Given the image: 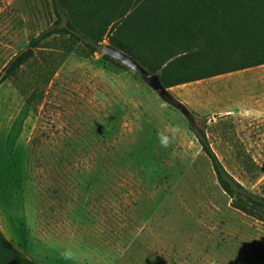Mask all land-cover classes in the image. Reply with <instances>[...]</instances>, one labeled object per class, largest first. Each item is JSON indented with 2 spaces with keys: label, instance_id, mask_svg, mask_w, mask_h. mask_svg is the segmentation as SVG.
I'll list each match as a JSON object with an SVG mask.
<instances>
[{
  "label": "rangeland",
  "instance_id": "rangeland-1",
  "mask_svg": "<svg viewBox=\"0 0 264 264\" xmlns=\"http://www.w3.org/2000/svg\"><path fill=\"white\" fill-rule=\"evenodd\" d=\"M56 18L52 0H0V76ZM82 38L44 39L0 82L9 243L37 264H264V221L224 191L196 135L264 194V64L170 87L184 114L102 53L108 36L96 50Z\"/></svg>",
  "mask_w": 264,
  "mask_h": 264
},
{
  "label": "trees",
  "instance_id": "trees-1",
  "mask_svg": "<svg viewBox=\"0 0 264 264\" xmlns=\"http://www.w3.org/2000/svg\"><path fill=\"white\" fill-rule=\"evenodd\" d=\"M52 3L56 20L4 66L0 82L31 59L44 39L66 33L83 37L94 50L108 36L111 45L133 56L149 71L158 72L167 88L264 64V0ZM196 135L224 191L241 211L264 221V194L249 190L228 172L205 130L199 128ZM0 264L37 263L12 246L0 229Z\"/></svg>",
  "mask_w": 264,
  "mask_h": 264
},
{
  "label": "water",
  "instance_id": "water-1",
  "mask_svg": "<svg viewBox=\"0 0 264 264\" xmlns=\"http://www.w3.org/2000/svg\"><path fill=\"white\" fill-rule=\"evenodd\" d=\"M102 53L115 59L121 64L132 69L144 82H146L166 103L178 108L184 114H188V109L185 104L177 99L172 92L161 81L160 74L149 71L133 56L125 51L107 43L102 48Z\"/></svg>",
  "mask_w": 264,
  "mask_h": 264
},
{
  "label": "crops",
  "instance_id": "crops-1",
  "mask_svg": "<svg viewBox=\"0 0 264 264\" xmlns=\"http://www.w3.org/2000/svg\"><path fill=\"white\" fill-rule=\"evenodd\" d=\"M12 156H14V152L11 154L9 152H6V154L2 155V158H3V160H5V159L11 158ZM3 160L0 159V186L2 183L9 182V179H11L9 174H11L13 176V179L11 181H13L15 179V177H14L15 171H13L12 169H9L10 166L8 164V161L4 162L5 164L1 165Z\"/></svg>",
  "mask_w": 264,
  "mask_h": 264
}]
</instances>
